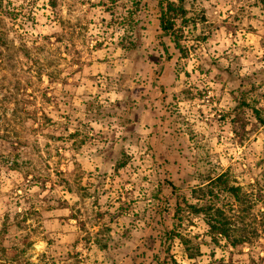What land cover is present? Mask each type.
<instances>
[{"label":"rangeland","instance_id":"rangeland-1","mask_svg":"<svg viewBox=\"0 0 264 264\" xmlns=\"http://www.w3.org/2000/svg\"><path fill=\"white\" fill-rule=\"evenodd\" d=\"M170 1L0 0V264H264V0Z\"/></svg>","mask_w":264,"mask_h":264},{"label":"trees","instance_id":"trees-1","mask_svg":"<svg viewBox=\"0 0 264 264\" xmlns=\"http://www.w3.org/2000/svg\"><path fill=\"white\" fill-rule=\"evenodd\" d=\"M51 4L54 5V0H50ZM181 2V0H179ZM185 9L181 3H176L170 0H163L160 3V16L159 24L161 30L172 39L177 50L181 51L180 38H181V27L185 22ZM177 22L180 26H176ZM181 23V24H180ZM238 187L230 185L228 179L225 175H220L212 180H209L204 187H200L198 191L201 193L199 204L188 205L190 213L194 214H204L209 217L211 220L208 224L210 233L213 235V238L227 237L226 230L228 229L229 223L227 222V217L224 214V210L217 205L218 195L221 193L227 194L231 197L238 196ZM197 192V191H194ZM180 241L188 249V240L185 239L180 234ZM189 250V249H188Z\"/></svg>","mask_w":264,"mask_h":264}]
</instances>
